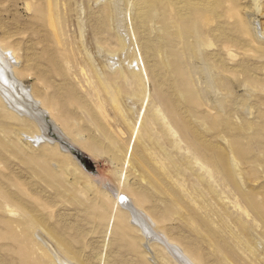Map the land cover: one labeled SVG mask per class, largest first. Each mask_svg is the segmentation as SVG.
<instances>
[{"label":"rangeland","instance_id":"1","mask_svg":"<svg viewBox=\"0 0 264 264\" xmlns=\"http://www.w3.org/2000/svg\"><path fill=\"white\" fill-rule=\"evenodd\" d=\"M0 56V264H264V0H0Z\"/></svg>","mask_w":264,"mask_h":264},{"label":"bare ground","instance_id":"2","mask_svg":"<svg viewBox=\"0 0 264 264\" xmlns=\"http://www.w3.org/2000/svg\"><path fill=\"white\" fill-rule=\"evenodd\" d=\"M2 57L0 56V61H2V59H1ZM4 78V75H3V70L1 69V67H0V79H3ZM11 86H12V88H11V90H12V92H13V89H14V87H17L18 89H21L22 91H23V89H22V84H21V82L19 81V80H17V79H15L14 80V78L13 79H11V84H10ZM10 87V86H9ZM2 90H3V92H6L5 91V89L4 88H1ZM24 91H26V90H24ZM23 91V93H25ZM11 95H12V93L10 94H8L7 96H5V99H7V100H9L10 98L9 97H11ZM18 112H20V111H18ZM62 136H63V133L61 134ZM61 137V136H60ZM63 137H65V136H63ZM66 138V137H65ZM41 139H45L46 141H48L49 143H53L52 141H50V140H48L47 138H45V137H40L39 138V140H37V143H38V141H41ZM59 146V145H58ZM69 148H73V149H75L77 152H79V153H81L82 154V152H80V151H78L76 148H74V147H72V146H70V145H67V147L65 148V149H63L62 147H60L59 149L63 152V153H66V151L65 150H67V152L69 151L68 149ZM78 165H80L79 163H77ZM114 195V194H113ZM120 197H124V199L123 200H121L120 199ZM128 199V197H127V195H125V194H122V192H118V193H116L115 195H114V198H113V202H114V205L115 206H118L119 208H120V210H123L124 212H128V217H129V219L128 220H130V217H131V214H132V212L130 211V210H128V209H126V207H124V204H125V202H124V200L125 199ZM130 200V199H129ZM128 202V201H127ZM130 203V202H129ZM124 207L125 209H122L121 207ZM133 210V209H132ZM168 242V241H167ZM169 245H172V243L171 242H169L168 243ZM173 248H172V251H173V254H171V255H169V253H166L165 252V249L164 248H162V249H160L161 251H162V254H163V252H165V255H163L162 256V258H161V264H198V263H196L195 261H194V258L193 257H191L189 254H187V253H185L181 248H179L178 246H176V245H174V246H172ZM164 250V251H163ZM166 256V257H165ZM58 261V264H68V263H66L64 260H62V259H57Z\"/></svg>","mask_w":264,"mask_h":264},{"label":"water","instance_id":"3","mask_svg":"<svg viewBox=\"0 0 264 264\" xmlns=\"http://www.w3.org/2000/svg\"><path fill=\"white\" fill-rule=\"evenodd\" d=\"M69 153L71 154V156L82 166V168H84V170L87 171V164H86V161H85V158L82 156L81 153L77 152L75 149L73 148H69L68 149Z\"/></svg>","mask_w":264,"mask_h":264},{"label":"snow or ice","instance_id":"4","mask_svg":"<svg viewBox=\"0 0 264 264\" xmlns=\"http://www.w3.org/2000/svg\"><path fill=\"white\" fill-rule=\"evenodd\" d=\"M120 199H121V200H123V199H124V197H120Z\"/></svg>","mask_w":264,"mask_h":264}]
</instances>
